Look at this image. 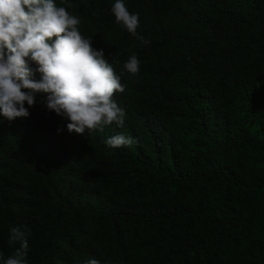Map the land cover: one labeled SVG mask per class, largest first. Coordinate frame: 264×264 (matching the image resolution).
Masks as SVG:
<instances>
[{
  "label": "trees",
  "instance_id": "1",
  "mask_svg": "<svg viewBox=\"0 0 264 264\" xmlns=\"http://www.w3.org/2000/svg\"><path fill=\"white\" fill-rule=\"evenodd\" d=\"M115 2L55 0L115 72L138 57L124 126L69 133L40 103L0 117V251L17 226L27 264H264V0H123L144 46ZM118 133L139 142L109 148Z\"/></svg>",
  "mask_w": 264,
  "mask_h": 264
},
{
  "label": "clouds",
  "instance_id": "2",
  "mask_svg": "<svg viewBox=\"0 0 264 264\" xmlns=\"http://www.w3.org/2000/svg\"><path fill=\"white\" fill-rule=\"evenodd\" d=\"M66 7L55 0H0V117L9 122L28 118L29 109L40 103L67 121L69 133L90 135L113 124L123 127L127 112L114 93L125 92L123 74H139L140 61L130 55L121 72H115L117 55L109 59L103 48H95L92 37L78 28L81 18ZM111 14L141 46L150 43L138 31L139 13H130L123 0L111 5ZM138 142L120 133L104 140L113 149ZM8 243L19 247L7 258L0 251V264H27L29 244L20 227L9 228ZM85 264L101 262L90 259Z\"/></svg>",
  "mask_w": 264,
  "mask_h": 264
}]
</instances>
